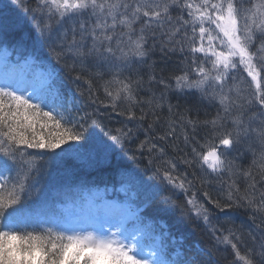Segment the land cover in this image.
<instances>
[{
  "label": "snow or ice",
  "instance_id": "obj_1",
  "mask_svg": "<svg viewBox=\"0 0 264 264\" xmlns=\"http://www.w3.org/2000/svg\"><path fill=\"white\" fill-rule=\"evenodd\" d=\"M27 4L28 0H9L0 8V38L6 33L18 34L21 49L28 42L33 48L47 44L56 61L65 62L64 66L76 73V81L81 80V72L87 70L88 59L105 64L110 79L102 85L107 100L104 107L115 111L124 103L127 110L120 115L126 116L129 122L147 119L149 113L143 108L139 116L134 110L141 103H148L155 116V108L163 106V94L157 97L153 93L147 101L138 100L136 93L143 78L139 75L136 79L130 75L120 77L126 70L133 71L134 62L143 63L152 54L156 44L149 47L148 40H155L154 28L167 35L161 51L165 50V45H171L168 51H178L191 65L189 70L174 77L177 89H195L203 97L218 100L223 109V114L218 112L212 120L203 122L212 133L211 139L206 137L200 144L202 151L192 146L193 158L183 162L189 167L198 163L209 175L220 174L231 168L227 153L242 140L255 136L260 144L259 182L250 168L243 173L251 181L244 195H239V188L232 182L223 204L208 192L203 196L221 211L250 208L254 223L258 216L262 217L256 224L261 240L255 248L243 245L241 236L232 230L222 239L217 237V241L231 247L235 257L233 264L241 261L264 264V189L257 187L264 182V76L261 75L264 73V0H36L34 7ZM173 11L179 12L175 19ZM137 24L141 25L139 29L135 27ZM177 36L180 39H176ZM69 59L71 63H67ZM77 62L80 71H77ZM241 70L257 85L252 97L244 95L243 77L235 75ZM190 74L197 78L191 79ZM95 75L103 77L100 72ZM148 80L166 89L171 87L163 77L157 80L155 74ZM87 83L91 92L92 81ZM67 105V98L50 85L7 76L0 82V264H175L166 258L163 243H146L142 231H130L118 218L113 205L102 206L108 218L99 227L71 222L55 209L51 215L37 214L34 202L40 196L39 162L45 157L75 154L86 157L89 163L110 165L115 155H127L125 146L132 142L133 130L126 124L115 129V134L110 129L105 133L108 137L105 140L100 134L105 124L98 109L77 116L72 115L73 109ZM257 106L259 111L245 122L246 113ZM168 107L171 112L172 105ZM228 119L232 128L223 131ZM187 123L195 132L198 122L188 119ZM254 123L257 127L252 126ZM148 127L151 129L152 124ZM175 131L170 125L159 139L175 137ZM189 139L185 133L186 146ZM191 139L196 140V137ZM147 144L146 136L135 151L142 152ZM154 149L164 155L163 148L150 144L149 153ZM135 151L128 159H138ZM148 163L152 164V160ZM165 164L166 168L157 167L150 179L158 180L164 188L183 192L195 216L208 224L209 208L197 200L196 192L188 196L194 187L188 174L173 175L176 164L171 160ZM256 166L254 159L253 167ZM198 179L202 187L210 183L204 178ZM141 184L147 182L142 180ZM166 201L187 215L171 196L166 197ZM212 231L215 233L216 229ZM252 239L255 243L256 238ZM241 247L245 248L244 253ZM184 264L201 262L191 259Z\"/></svg>",
  "mask_w": 264,
  "mask_h": 264
},
{
  "label": "trees",
  "instance_id": "obj_2",
  "mask_svg": "<svg viewBox=\"0 0 264 264\" xmlns=\"http://www.w3.org/2000/svg\"><path fill=\"white\" fill-rule=\"evenodd\" d=\"M136 26L137 29L141 27L140 24ZM167 27L168 26L165 27V30ZM154 30L156 32L155 40L151 38L148 40L149 47H151L153 43L156 44L152 54L147 57L143 63L134 62L132 64L133 71L129 72L126 70L120 78L123 79L124 76L130 75L133 79H136L137 75L141 76L143 78V83L136 93L137 99L147 101L152 98L153 93H155L157 97L163 94L162 108H155V116H153L148 103H141L136 106L134 110L137 116L140 115L141 108H143L145 112H148L149 115L143 122L131 121L132 124H135L133 125L135 128V131H133L135 135L132 137V142L125 146L124 151L127 155H124V153L115 155L110 165L89 163L86 157L75 154L52 159L45 157L42 162H39V165L42 167V170L47 169L48 175L50 176L41 185L40 192L43 196L40 198L39 204L36 203L37 201L34 202V207L37 214L46 211V209H49L50 205H54L56 201L64 197L63 195H66L69 187L77 182L89 180L98 184L109 183L120 180V178L124 176L133 175L139 176L140 179L144 180V178H146L148 180L157 167L163 170L167 166L165 161L171 160L177 166V170L173 175H179L181 173L188 174V179L192 180L194 184V187L188 192V196H191L192 192H196L197 200L209 208L215 223H210L209 226L205 223H200V221L195 218L194 210L190 209L187 205V196H185L183 192L178 189L174 190L170 187L164 188V186L160 185V182L155 179H151V181L154 182V187L159 188L158 192H161L162 195L159 197V203H155L154 207H152V203L149 200H143L140 203L141 208L140 210L137 209V211L142 218V223L144 224L146 220H155L167 226V235H169L168 255L175 264H184L185 261L191 259H195L201 262V264H233L235 257L231 247L226 246L224 243H218L217 237L222 239V236L227 235L229 230H232L241 236L243 245L247 248H255L256 244L261 240V233L256 231V224L260 223L262 217L258 216L254 223L251 218L253 216L252 210L245 207H234L221 211L209 204L207 199L204 198L203 193L208 192L214 200L219 199L223 204L229 192V184L234 182L235 187H238L240 190L239 195L242 196L245 194V190L251 181L243 175L244 172L241 167L236 169L234 174H227V172L222 170L216 178L217 180H215L207 177L208 175H206L204 170H201L198 163L189 167L183 162L184 160H191L193 158L192 146H195L197 151H201L199 149L200 144L204 143L206 137L211 139L212 129L204 126L203 122L212 120L217 116L218 112L223 114V109L218 100L213 101L203 97L196 90L188 91L187 89H177L174 77L180 75L183 71L189 70V66L185 64L184 55H181L178 51L174 53L168 51L171 45H165V50L163 52L161 51V45L168 37L167 35L161 34V29L154 28ZM14 37L13 33H6L0 40L11 47L20 48L17 43L14 44L13 41H16ZM176 39H180V36ZM87 43L90 45L91 41ZM44 45L49 48L47 44ZM64 63L63 61L58 63L54 57L49 60V64L54 67L56 75L59 77V81L54 86H51V88L53 90H59L67 98V106L73 109L72 115L78 116L83 112H92L98 109L105 124L104 132L100 134L105 140L108 139L105 133H108L110 129L112 130V134H115V129L121 128L125 124L128 128L132 127L126 116L120 115V112H125L127 110L124 103H121L119 108L115 111L110 107L107 109L104 107L107 100L102 85L104 81L110 79V73H108L105 64H97L93 59H88L86 61L87 70L81 72L82 79L76 81L74 80L76 73L66 68ZM67 63H71V59H69ZM182 63L184 64L182 69L178 73L175 72V69ZM77 71H80L79 62H77ZM97 72L103 73V77L101 78L95 75ZM152 74L156 75L157 80L163 77L171 87L166 89L159 83H149L148 78ZM88 80L92 81L91 92L89 91ZM81 93H83V95H81ZM169 104L172 105L171 112H169ZM214 105L216 106L215 108ZM106 110L109 112L110 116L105 115ZM233 115H235V113H233ZM251 116L252 115H245V122H247ZM156 117H159L158 121ZM188 119L197 121L198 126L205 127L204 131L191 135L190 131H192V126L187 123ZM149 124H152L151 129L148 127ZM170 125L176 129L175 137H169L166 140L159 139L160 136L168 132ZM253 127H257V124ZM227 128L228 130L232 128L230 119L227 120L226 127L223 131H226ZM97 131H99V129ZM217 131L220 130L218 129ZM185 133H187L190 138L188 146L185 145L184 141ZM146 136L149 139V144L145 145L142 152L135 151L137 145L145 140ZM192 136H195L196 140H192ZM197 140L200 143H197ZM214 142L218 143V140ZM244 143L248 148L252 147L253 153H255V155L250 154V158L252 156L253 158L254 156L259 158L261 147L257 142V138L251 136L246 139ZM150 144H156L158 148H163L164 155H160L155 149L149 153L148 147ZM134 151L138 159H128V156H131ZM150 159L152 160V164L148 163ZM253 161L254 159L245 161L244 167L247 168V170L250 168L252 169ZM260 163L261 161L259 160V164ZM109 171H112L113 179L106 182L103 178ZM193 173H195V177ZM198 178H204L210 181V183L202 187L200 179ZM260 180L261 179H259L258 182ZM261 183L264 185V182ZM214 184L216 187H214ZM257 187H260L259 183ZM169 196L183 207L184 213H186V217H188L187 220L183 219L180 208H173L171 203L166 201V197ZM149 199L151 198L149 197ZM158 204L162 205V210L157 209ZM219 216L222 217L223 220L220 227H217L219 222H216V217ZM225 224H227V226L221 228ZM213 227L216 229L215 233L212 231ZM252 237L256 238L255 243ZM244 251L245 248L241 247V252L244 253ZM240 264H243V262L241 261Z\"/></svg>",
  "mask_w": 264,
  "mask_h": 264
},
{
  "label": "rangeland",
  "instance_id": "obj_3",
  "mask_svg": "<svg viewBox=\"0 0 264 264\" xmlns=\"http://www.w3.org/2000/svg\"><path fill=\"white\" fill-rule=\"evenodd\" d=\"M8 2H9V0H3V3H0V7H3L4 3L7 4ZM35 4H36V0H28V4L26 6L34 7ZM178 15H179L178 11L176 13L172 12V16L174 19ZM185 18H187L186 15H185ZM189 34H190V30H189ZM69 38H70V36H69ZM3 53H4V51L2 53H0V56ZM187 63H188V66L190 68L191 67L190 62H186L185 64L187 65ZM39 68L43 69L42 72L47 73V77L49 78V80L53 79V77H52L53 73L51 70H49L46 67H43L40 64H39V67H37V70H39ZM12 72H14V71H10L8 73L1 72L0 76L1 77L7 76L9 78L15 79L16 75L13 74ZM235 75L238 78L243 77L242 83H243L244 95L246 97L254 96L257 85L253 84V82L251 81V78L247 76V73L243 72L241 70V71L236 72ZM261 75L264 76V73H262ZM190 78L196 79L197 77L194 74H190ZM23 79L27 80L29 83H34L33 78H31L30 76L25 77ZM154 83L156 84V82H154ZM229 83H231V80H229ZM262 83H264V82H262ZM215 107L216 106L214 105V108ZM252 109H256V108L253 107ZM258 111H259V108L256 112H258ZM105 115L110 116V114L107 110L105 112ZM133 125H135V124L134 123L131 124V126H132L131 129L133 128V131H135V128ZM227 130H228V128L226 129V131ZM133 135H135L134 132H132V137H133ZM56 159H59V158H56ZM226 159H228L227 156H226ZM39 169L41 172V185H42L44 183V181L50 175H48L47 169L42 170V167L40 165H39ZM205 173H206V175H208L207 177H209L210 179H215V180H217L216 178L219 175V174L209 175L207 171H205ZM143 181H146L147 184L146 185H136V182L131 181L129 178L126 182H124L121 185L120 189H115L114 186L109 187L106 185L99 186L92 191L87 190V188H85L84 193L82 194V196H83L82 200L79 198L78 202L67 201V202L59 203L56 206V208H57L56 212H58V213L62 212L64 214V216L68 220H70L71 222H74L77 224H83V225H94V226L99 227L104 222V220H106L108 218V215H106V210H104L102 208V206L106 205V204L113 205V206H115L117 212H120V214L118 215V218H120L122 216V214L128 215L125 219L122 218L120 220L128 226L130 231H132L133 229H138L144 233V239H145L146 243L156 244V245L163 243L164 248L167 249L168 248L167 241H166V243H164L166 235L163 234V232H164L163 225H160L156 222H152L149 220H146V222L144 224L142 222L136 223L135 221H134V224H132L131 222L128 223V221L130 219H131L130 221H133L137 218V215H135L134 211L132 212V214L129 212L130 207L133 206L132 200L134 201V199L136 197H138L142 194L147 195V194H149L148 193L149 190L153 192V189H155V187L153 185L154 182H152L151 179L147 180L146 178H144ZM42 196L43 195L40 192L39 199L36 202L37 204L40 203V198ZM135 201H136V203H138V201L136 199H135ZM132 210H133V208H132ZM47 214L51 215V212L47 213ZM218 218L219 217H216V219H217L216 222H219ZM210 223H215V222L211 221V222H209V224ZM209 224H207V225L209 226ZM223 226H227V224H225ZM104 227H108V225L104 224Z\"/></svg>",
  "mask_w": 264,
  "mask_h": 264
},
{
  "label": "bare ground",
  "instance_id": "obj_4",
  "mask_svg": "<svg viewBox=\"0 0 264 264\" xmlns=\"http://www.w3.org/2000/svg\"><path fill=\"white\" fill-rule=\"evenodd\" d=\"M0 8H3V7H0ZM13 36H15L14 38L16 39V41H13V42H14V44H16L17 43L18 34L13 33ZM21 52L25 56L32 55V54H38V55H41V56L45 57L48 60L53 59V56L51 55L50 50H49V48H47L46 45H37L35 48H33L31 42H28L26 44V46L23 49H21ZM183 65L184 64L182 63L179 67H177L175 69V72L178 73L182 69ZM256 111H257L256 109H251V111L247 112L246 115L247 114L248 115H254L256 113ZM129 123H131V122H129ZM131 124H130V126H131ZM254 125H256V124L254 123L252 126H254ZM204 129H205V127L197 126L196 131L195 132L190 131V134L191 135L198 134L200 132H203ZM244 142H245V140H242V142L240 144L236 145L233 148V150L230 151L227 154V157H228L227 160L231 161V168L224 170V172H227V174L228 173L229 174H234L235 170L236 169H239V167H241L242 171L245 172V171H247V168L244 167V164H245L244 162L245 161H248L249 159L250 160L251 159H255L257 161V166L256 167H253L252 166L253 167L252 168V172L255 175L256 180L258 181L259 179H261V172H260V169L258 167V165H259V158H257V156H254V158L252 156L250 158V154L253 155L254 154L253 153L254 151H253L252 147H249L248 148L247 145H245ZM199 149L202 151V149L200 147H199ZM241 169H240V171H241ZM112 179H113V173H112V171H109L108 174L106 176H104V178H103V180L106 181V182H109ZM260 183H259V185H260L259 188L260 189H264V185L262 183L261 184ZM214 187H216V185ZM158 191H159V188L158 187H155V189H153V192L150 191V190L148 191V193L150 194V198H151L150 201L152 203V207H154L155 203H157V202L159 203V197L162 195V193L161 192H158ZM157 209L162 210V205L158 204L157 205ZM186 216L185 215H182V217H183L184 220H187L188 219V217H186ZM195 218L197 220H199L200 223H204L203 220H202V218H197L196 216H195ZM222 220H223V218L219 216V218H218L219 223L217 224V227H220V225L222 223ZM211 221H214V217L212 215H211L210 222ZM224 227H226V226H222L221 228H224ZM208 237H210V236H208Z\"/></svg>",
  "mask_w": 264,
  "mask_h": 264
}]
</instances>
